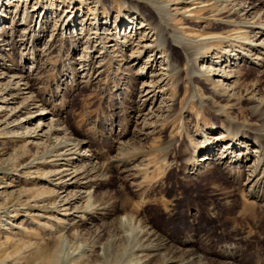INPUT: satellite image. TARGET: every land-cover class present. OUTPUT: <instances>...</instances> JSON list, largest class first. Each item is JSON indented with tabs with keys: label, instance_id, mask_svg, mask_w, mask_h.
<instances>
[{
	"label": "rangeland",
	"instance_id": "rangeland-1",
	"mask_svg": "<svg viewBox=\"0 0 264 264\" xmlns=\"http://www.w3.org/2000/svg\"><path fill=\"white\" fill-rule=\"evenodd\" d=\"M263 106L264 0H0V264L264 260Z\"/></svg>",
	"mask_w": 264,
	"mask_h": 264
},
{
	"label": "bare ground",
	"instance_id": "bare-ground-1",
	"mask_svg": "<svg viewBox=\"0 0 264 264\" xmlns=\"http://www.w3.org/2000/svg\"><path fill=\"white\" fill-rule=\"evenodd\" d=\"M147 17H151V15L150 14H147L146 15ZM212 26V25H211ZM211 28V27H210ZM234 30H238L237 28H235ZM188 55H190V54H188ZM187 57V56H186ZM188 58H190V57H188ZM251 71V70H250ZM249 71V72H250ZM263 77V76H262ZM244 114V113H243ZM255 119L256 120H259V121H264V106L260 109V110H258V111H256L255 113ZM226 132L228 133H230V135H231V141H233V142H236L239 138H241V136L243 135V133L242 132H239V129L238 128H236V127H234L233 125H227V127H226ZM225 132V133H226ZM224 132H222L221 133V137H223L224 136V134H225ZM206 149H208V150H211V148H210V146H207V147H205ZM205 152H207V150L205 151ZM215 170H217V169H215ZM215 170H213L212 171V173L213 174H216L217 173V171H215ZM218 174V173H217ZM198 186V185H197ZM117 199H119V197L117 198ZM115 201V200H114ZM141 201V200H140ZM139 202V201H138ZM144 202H145V200H144ZM143 202V203H144ZM127 205V204H126ZM141 205V204H140ZM148 206H150V207H153L154 205H153V203H151V201L147 204ZM143 206H144V204H143ZM171 206V205H170ZM244 208L249 212V214H247V215H244V217H243V219H244V221L245 222H248V221H252L254 224H257V222H259V221H261L260 219H259V217H258V213L257 212H253V210H254V207L252 206V205H245L244 204ZM112 207V206H111ZM129 207V206H128ZM142 207V206H141ZM176 208V207H175ZM255 210H256V208H255ZM149 211V210H148ZM126 212V211H125ZM170 212V211H169ZM143 213V212H142ZM145 213V212H144ZM131 214V213H130ZM133 214H135V213H133ZM138 214V213H137ZM136 214V215H137ZM127 215H128V212H127ZM144 215H146V214H144ZM131 216V215H130ZM130 216H129V218H130ZM133 216V215H132ZM119 218V217H118ZM115 222L116 223H114V228H113V232H116L117 234L119 233V234H122L123 236H122V240L120 241V243H119V245H118V247L116 248V250H113V249H111V248H108L107 249V252H106V254L104 255V258H103V261H102V263L103 264H109V262H110V260H112V261H114L115 263H117V261H119L120 259V256H121V254H123V253H121L120 251H122V252H124V251H126L129 247H130V245H131V238L129 237L130 235L132 236V233H133V227L131 226V220L130 219H126L125 221H123V222H119L118 221V219L117 220H115ZM264 222V221H263ZM135 227V226H134ZM136 231V230H135ZM135 234H136V232H135ZM135 234H134V236H135ZM139 240V239H138ZM63 241V240H62ZM61 240L60 241H58L57 243H56V245H54L55 247H54V251H53V253L49 256V259H48V264H59L60 263V261L62 260V254H63V245H64V243L62 242ZM135 241H137V239L135 240ZM136 244V243H135ZM134 246V245H133ZM236 248V247H235ZM105 252V251H104ZM124 255V254H123ZM122 255V256H123ZM121 256V257H122ZM113 262V263H114ZM251 264H264V260H261L260 258H259V251L258 250H256L255 251V253H254V255L252 256V258H251Z\"/></svg>",
	"mask_w": 264,
	"mask_h": 264
}]
</instances>
